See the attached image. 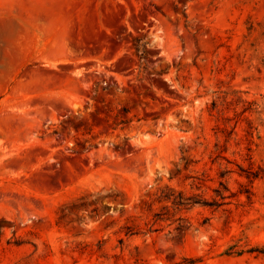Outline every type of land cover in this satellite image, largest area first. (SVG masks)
<instances>
[{"label": "rangeland", "instance_id": "1", "mask_svg": "<svg viewBox=\"0 0 264 264\" xmlns=\"http://www.w3.org/2000/svg\"><path fill=\"white\" fill-rule=\"evenodd\" d=\"M15 2L0 0V264H264V0H45L42 20L79 21L69 55L19 37ZM90 21L116 56L80 50ZM33 68L77 89L17 98Z\"/></svg>", "mask_w": 264, "mask_h": 264}, {"label": "bare ground", "instance_id": "2", "mask_svg": "<svg viewBox=\"0 0 264 264\" xmlns=\"http://www.w3.org/2000/svg\"><path fill=\"white\" fill-rule=\"evenodd\" d=\"M7 1V0H6ZM16 1L15 4H17L18 6H22L24 8H26V11L32 15H42V14H51L52 9L45 7V6H49L48 3L47 5L44 4L45 0H13ZM47 1H52V0H47ZM12 4V3H10ZM44 8H47L48 10H45ZM66 14V16L69 17V19L67 17H65L63 19V23H62V28L58 29V33L56 35V37H54V39L51 41V38H48L49 43H44L42 44L41 47H38L37 49H42V50H49V52L52 55H69L72 53L71 50V42L73 40L72 37V33H77L80 34L79 30H77L78 27V23L77 20H73L72 17H70L68 15V12L66 11V13L64 12V15ZM90 17V16H88ZM108 19V17H107ZM50 23L47 25L49 26ZM95 22H89V27L92 28L90 31H83L84 34L81 37H78L75 41L77 42V45H83L85 43H87L88 41H90L91 39H96L99 42H102V33L98 32L95 29ZM50 27V26H49ZM50 29V28H49ZM48 29V30H49ZM45 30V29H44ZM47 29L45 31H48ZM69 34L71 36H69ZM120 50H109L106 52V56H116L119 53ZM28 76H29V80L25 83H19L16 87V95L17 98L20 97L19 94H26L27 91L30 90H36L39 93L40 92H44V93H48L49 90L53 87H68L69 89H77V79H73L71 77H69V75L60 72V73H53L49 71L47 72L44 69H40V68H33L32 70H30L28 72ZM26 80V79H24ZM59 97V95L57 96ZM62 98L66 99L67 95L66 94H61ZM2 208H5V206H2Z\"/></svg>", "mask_w": 264, "mask_h": 264}, {"label": "crops", "instance_id": "3", "mask_svg": "<svg viewBox=\"0 0 264 264\" xmlns=\"http://www.w3.org/2000/svg\"><path fill=\"white\" fill-rule=\"evenodd\" d=\"M30 16L28 19L23 20L22 25L17 28V33L19 37H24L28 39H42V38H50L56 37L57 30L62 28V24L60 23L59 27L55 25L57 22L50 21V20H42V17L39 18L38 15L31 17V15L27 12ZM50 23V27L47 26ZM62 25V26H61ZM50 28V29H49ZM49 29L48 31L45 30ZM57 32V33H56Z\"/></svg>", "mask_w": 264, "mask_h": 264}, {"label": "flooded vegetation", "instance_id": "4", "mask_svg": "<svg viewBox=\"0 0 264 264\" xmlns=\"http://www.w3.org/2000/svg\"><path fill=\"white\" fill-rule=\"evenodd\" d=\"M97 43V42H96ZM105 44L107 45H111L113 44L112 41H106ZM87 45V46H86ZM97 45H99L98 43L97 44H93L91 42H87L85 43L83 46V48H81L80 50H109V47L107 46H101L99 49L97 48Z\"/></svg>", "mask_w": 264, "mask_h": 264}, {"label": "trees", "instance_id": "5", "mask_svg": "<svg viewBox=\"0 0 264 264\" xmlns=\"http://www.w3.org/2000/svg\"><path fill=\"white\" fill-rule=\"evenodd\" d=\"M263 97H264V94H263ZM212 104L214 105V107L217 105L216 99H214L212 101ZM257 105H259V104H258L256 99H253V100H248L247 99V111L252 110L254 107H257ZM261 105L264 107V100L262 101Z\"/></svg>", "mask_w": 264, "mask_h": 264}]
</instances>
